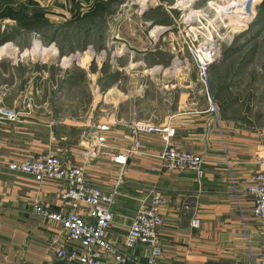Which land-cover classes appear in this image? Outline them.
Instances as JSON below:
<instances>
[{
	"label": "crops",
	"instance_id": "1",
	"mask_svg": "<svg viewBox=\"0 0 264 264\" xmlns=\"http://www.w3.org/2000/svg\"><path fill=\"white\" fill-rule=\"evenodd\" d=\"M136 50L114 52L103 61L116 72L110 76L109 87L116 86L117 92L107 95L109 88L104 97L110 99L99 108L96 102L76 103L85 112L84 121L70 122L61 118L56 107L52 115L46 105L40 104L15 121L0 119V264H80L55 257L60 246L69 249L78 245L67 239L59 223L33 212L34 200L51 211L61 210L62 184L38 182L7 167L11 162L50 151L68 155L70 163L80 165L85 178L103 190L121 180L111 206L107 238L124 261L103 254L102 264H146L147 247L138 243L127 248L124 240L131 219L147 206L154 192L166 199L161 208L162 255L157 264H252L244 233L250 235L257 249L264 221L253 215L252 200L245 188L262 169L255 160L264 155V125L249 122L245 113L239 115L245 107L233 100L224 105L211 90L219 111V120L215 121L207 111L205 95L194 84L192 69L174 65V58L146 62V53ZM19 92L26 96L25 88ZM63 94L64 89L60 97ZM0 107L16 111L14 106ZM132 120L167 124L174 132L170 143L175 148L202 156L204 178L199 190L193 173L162 167L159 155L166 144L163 136L135 135L128 126ZM103 124L106 128L96 133L104 138V145L97 148L94 159L82 160V131ZM225 156L233 163L239 191L236 196L228 183ZM193 217L200 219L198 228L190 224Z\"/></svg>",
	"mask_w": 264,
	"mask_h": 264
},
{
	"label": "rangeland",
	"instance_id": "2",
	"mask_svg": "<svg viewBox=\"0 0 264 264\" xmlns=\"http://www.w3.org/2000/svg\"><path fill=\"white\" fill-rule=\"evenodd\" d=\"M247 1L0 0V46L10 47L0 53V104L14 106L18 116L40 104L70 122L84 121L76 103L99 108L110 99L104 96L116 72L103 61L114 52L144 51L146 62L188 59L189 45L216 38L221 64L210 69L212 92L224 105L239 102L245 107L239 115L262 126L264 0Z\"/></svg>",
	"mask_w": 264,
	"mask_h": 264
},
{
	"label": "built area",
	"instance_id": "3",
	"mask_svg": "<svg viewBox=\"0 0 264 264\" xmlns=\"http://www.w3.org/2000/svg\"><path fill=\"white\" fill-rule=\"evenodd\" d=\"M221 43L216 38L199 41L188 46V59L174 57V65L186 66L195 71V85L203 92L207 102V111L215 121L219 120V111L216 100L209 86V74L212 65L220 57ZM18 112L6 107H0V119L15 121ZM131 131L139 133H156L163 136L165 148L159 155L161 165L169 171L193 173L200 189L204 178V162L202 156L194 152L182 151L170 143L173 130L167 124L157 121H137L128 123ZM95 130L83 132L84 148L80 149L82 160L94 159L97 148L104 145V138L97 135L96 130L104 129L103 125H91ZM82 142V143H83ZM256 164L260 169L245 188V193L252 200L253 215L264 221V155L256 157ZM224 166L230 189L237 195L238 185L233 171V163L229 157H224ZM12 172L30 175L38 182L45 180L57 181L62 184L60 195L61 210L51 211L45 208L38 200L33 202V212L46 219L61 225L67 239L77 244V248L60 246L55 251V257L66 263L102 264L101 256L108 254L115 261L123 262L124 256L117 251L114 242L108 240L107 231L112 222L111 206L117 194L121 180L103 190L90 183L84 176L83 168L78 164L70 163L68 155L61 156L55 152H48L36 158H25L8 164ZM166 203L164 196L158 192L151 193L146 207L139 210L131 219L124 244L131 248L138 243L147 247L146 264H157L162 255L159 241V227L163 223L161 208ZM85 208V212H83ZM193 228H198L200 219L193 217L190 221ZM247 252L252 264H264V232L253 248V241L248 233H244Z\"/></svg>",
	"mask_w": 264,
	"mask_h": 264
},
{
	"label": "bare ground",
	"instance_id": "4",
	"mask_svg": "<svg viewBox=\"0 0 264 264\" xmlns=\"http://www.w3.org/2000/svg\"><path fill=\"white\" fill-rule=\"evenodd\" d=\"M222 2H221V4L220 5H233L234 3H236V2H238L240 5H245L248 1L247 0H235V1H233V2H230V0H221ZM185 3V2H184ZM160 30V26H157V27H155L154 29H152V31H151V34L152 35H155L156 34V30ZM8 48H10L9 47V45H5V46H0V53L2 52V51H4L5 52V50H8ZM37 49H40V48H37ZM15 50V49H14ZM8 52V51H7ZM10 52H12V51H10ZM116 86H113L112 88H110L108 91H107V95H112V94H114V93H116V88H115Z\"/></svg>",
	"mask_w": 264,
	"mask_h": 264
}]
</instances>
